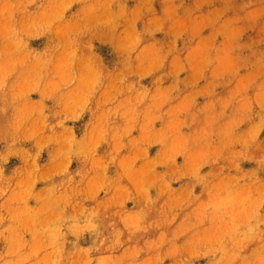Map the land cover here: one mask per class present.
Returning <instances> with one entry per match:
<instances>
[{
	"label": "clouds",
	"instance_id": "clouds-1",
	"mask_svg": "<svg viewBox=\"0 0 264 264\" xmlns=\"http://www.w3.org/2000/svg\"><path fill=\"white\" fill-rule=\"evenodd\" d=\"M0 264H264V0H0Z\"/></svg>",
	"mask_w": 264,
	"mask_h": 264
}]
</instances>
